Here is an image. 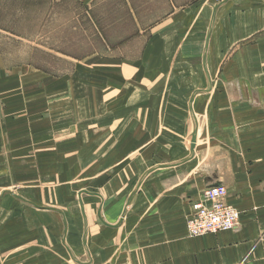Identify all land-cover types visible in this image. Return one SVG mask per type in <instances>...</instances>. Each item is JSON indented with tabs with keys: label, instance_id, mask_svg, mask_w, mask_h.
Masks as SVG:
<instances>
[{
	"label": "crops",
	"instance_id": "1",
	"mask_svg": "<svg viewBox=\"0 0 264 264\" xmlns=\"http://www.w3.org/2000/svg\"><path fill=\"white\" fill-rule=\"evenodd\" d=\"M77 1L127 35L90 57L104 70L72 72L73 140L44 72L38 105L0 119V264H264V0ZM79 145L103 162L85 188L64 171L80 177ZM215 186L238 227L188 237Z\"/></svg>",
	"mask_w": 264,
	"mask_h": 264
},
{
	"label": "rangeland",
	"instance_id": "2",
	"mask_svg": "<svg viewBox=\"0 0 264 264\" xmlns=\"http://www.w3.org/2000/svg\"><path fill=\"white\" fill-rule=\"evenodd\" d=\"M86 13V7L77 0H0V93L14 94L10 101L7 97L0 99V119L7 115L9 105L20 110L25 109V105H38L39 92L36 91L39 90L34 88V83L39 79V72H44L49 80L57 77L63 81L65 105L60 113L52 114L54 119L51 120H55L56 116L63 119L66 140H70L68 137L74 139L72 107L67 99L72 72L80 71L87 76L88 72L104 70V66L91 63L90 57L93 56L96 62L110 56L119 58L120 37L127 35L120 32V18L103 15L102 4L93 10V15ZM21 69L24 71L19 73ZM51 87L48 85L49 100L57 94L50 90ZM25 95H28L27 102ZM29 98L33 101L29 102ZM68 145L65 144V148ZM79 148V159L73 162L81 169L80 177H71V171H68L71 164L64 166V171L69 180L74 179L77 187L85 188L93 177L87 176V173L93 168L98 170L103 162L89 161L87 146L79 145ZM68 178L65 177L64 186L68 185ZM45 182L50 189L54 185V178L47 177ZM69 198L65 193V203Z\"/></svg>",
	"mask_w": 264,
	"mask_h": 264
},
{
	"label": "built area",
	"instance_id": "3",
	"mask_svg": "<svg viewBox=\"0 0 264 264\" xmlns=\"http://www.w3.org/2000/svg\"><path fill=\"white\" fill-rule=\"evenodd\" d=\"M226 189L209 187L202 199L192 204L191 215L186 219V232L190 238L235 230L239 224V212L225 202Z\"/></svg>",
	"mask_w": 264,
	"mask_h": 264
},
{
	"label": "water",
	"instance_id": "4",
	"mask_svg": "<svg viewBox=\"0 0 264 264\" xmlns=\"http://www.w3.org/2000/svg\"><path fill=\"white\" fill-rule=\"evenodd\" d=\"M128 203H129V201H128ZM126 209V208H125Z\"/></svg>",
	"mask_w": 264,
	"mask_h": 264
}]
</instances>
